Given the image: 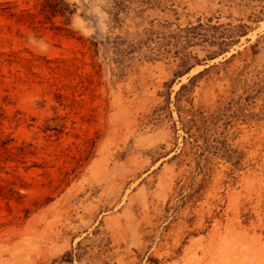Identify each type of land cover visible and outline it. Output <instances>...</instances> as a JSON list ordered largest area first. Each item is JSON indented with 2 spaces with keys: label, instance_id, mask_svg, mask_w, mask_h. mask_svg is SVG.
Wrapping results in <instances>:
<instances>
[{
  "label": "rangeland",
  "instance_id": "obj_1",
  "mask_svg": "<svg viewBox=\"0 0 264 264\" xmlns=\"http://www.w3.org/2000/svg\"><path fill=\"white\" fill-rule=\"evenodd\" d=\"M0 264H264V0H0Z\"/></svg>",
  "mask_w": 264,
  "mask_h": 264
},
{
  "label": "trees",
  "instance_id": "obj_2",
  "mask_svg": "<svg viewBox=\"0 0 264 264\" xmlns=\"http://www.w3.org/2000/svg\"><path fill=\"white\" fill-rule=\"evenodd\" d=\"M54 10L56 13L63 15V16H66V14H70V15L73 14L72 11L63 10L61 7H57V5H55Z\"/></svg>",
  "mask_w": 264,
  "mask_h": 264
}]
</instances>
